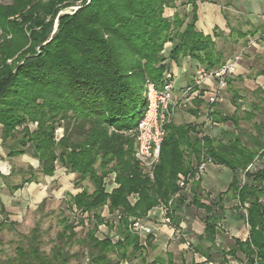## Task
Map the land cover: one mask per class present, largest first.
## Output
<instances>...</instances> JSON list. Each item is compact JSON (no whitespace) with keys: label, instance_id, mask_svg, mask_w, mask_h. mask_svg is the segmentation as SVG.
<instances>
[{"label":"trees","instance_id":"trees-1","mask_svg":"<svg viewBox=\"0 0 264 264\" xmlns=\"http://www.w3.org/2000/svg\"><path fill=\"white\" fill-rule=\"evenodd\" d=\"M180 5L190 6L188 22L177 12L165 15V10L178 7L177 0H0V145L8 158L29 155L37 160L43 176L52 177L63 168L75 175L76 183L93 186L91 193L82 188L65 201L81 216L80 224L89 223L83 238L76 237L73 222L62 219L59 242L46 254L34 227L26 247H17L5 264H68L76 255L66 247L74 243L83 247L85 264H121L141 254L144 246L129 232V219H146L149 211L167 203L179 192L178 175L191 180L196 192L200 178L190 159L199 163L202 154L231 172L228 200L237 201V219L248 227L246 239H235L226 255L234 258L240 252L244 264H264V147L257 137L246 136L244 143L223 131L220 138H212L202 134L201 125L172 122L164 127L152 180L133 160V131L146 108V82L159 88L172 81L167 76L171 63L179 65L185 57L206 68L224 63L215 51L217 34L196 30L197 1ZM69 8L76 9L58 14ZM195 101L187 112L197 118L201 102ZM251 107L244 112L247 120L260 108L257 103ZM211 116L214 124L238 125L236 113ZM255 127L260 135L264 132V124ZM56 129L62 131L57 140ZM256 158L262 166L247 170ZM34 173L29 167L30 176L21 185L34 181ZM112 174L117 187L107 192L104 180ZM185 202L181 194L173 221ZM221 202L218 198L205 205L194 194L188 203L205 212L201 241L213 244L219 234L216 224L224 209L214 206ZM104 209L108 218L101 215ZM100 225L115 228L119 239L97 237ZM151 241L147 236L146 243Z\"/></svg>","mask_w":264,"mask_h":264},{"label":"rangeland","instance_id":"rangeland-1","mask_svg":"<svg viewBox=\"0 0 264 264\" xmlns=\"http://www.w3.org/2000/svg\"><path fill=\"white\" fill-rule=\"evenodd\" d=\"M211 1L215 2L216 0ZM185 2L186 0H177L178 7L176 9L165 10V15L170 16L173 12H177L179 16H185L186 22H188L190 6L180 5ZM75 9L76 8H69L60 11L58 14L67 13ZM238 12L242 13L241 10ZM233 18L239 21H244L245 19L243 15L239 13L233 14ZM235 20L233 19L234 27L236 26ZM56 26L57 19L54 20L52 33H54V31L56 30ZM254 34V36H251L249 39H247V41H245L237 39V36L233 33V41L236 38L238 42V44L233 45V53L229 44L231 41L230 39L223 40V37H219L215 40V49L223 50L222 53L226 58V61L232 59L234 61L237 58V60L235 61V71L236 73H239L237 74V77H239L240 80H234L233 95L235 91L244 94L240 96L241 101L235 100V102H232L228 98V96H223L222 94V101L220 102L222 105V112L226 116L230 117L234 113L235 109H238L236 115L240 118V120L238 121V125L235 127L233 126V123L231 121L220 126L224 127L223 131L237 133L239 138L244 143H247V139L245 136L257 137L264 147V132H262V134L260 135L255 127L258 124H264V95L256 88L259 85V82L263 80L262 78H259V76L260 71L264 69V33L262 32ZM226 35L228 36V33ZM9 62L10 61H8L7 63ZM180 93V90L178 92H173V96L177 98L179 97ZM251 103H257L260 108L256 111L253 118L247 120L244 118L243 113L244 111L251 110ZM187 109H189L188 105L185 107L179 106L177 108L173 119L174 125H181L186 123ZM215 127L216 126L212 124L208 125L206 129L210 130V128ZM6 155V149H0V157L3 160H6L5 164L7 168L4 173L8 174L10 171L21 172V176L14 175L12 177H8V180L11 184L18 185L19 183H22V181L29 178L30 175L28 165L34 167L33 169L36 175L37 161L32 159L29 155L15 157L13 159H7ZM190 163L192 168H195L198 165L197 161L194 159H190ZM261 166V159L256 158L250 170L255 171ZM205 173L208 176L213 175L211 177L214 181L216 177H218L219 180H222L218 189L222 191L226 190L229 182L228 178L226 179L225 176L222 175V173L221 177L217 176L214 168H212L210 164L206 165ZM36 176L37 180L41 182L43 181L40 175ZM45 179L46 180H44L43 183L46 184L45 186L47 188V192L43 204L37 202L33 195H26L29 190V184H24L23 189L20 190L21 196L20 198H18L19 200L17 199L19 209L15 215L16 217L11 218L10 223L7 222L2 228H0V264H5L6 262L12 260L16 255L17 247H26L27 237L30 235V231L34 227H37L40 233L39 239L42 243L41 249L46 254H49L51 247L59 242L56 236L62 231V219H67L69 222H73L74 225H76V237L79 240L85 236L87 229L89 228L88 221L84 220V224H80L79 221L81 216L74 211H70L67 208L65 201L68 199V194H76L80 192L82 188L91 193L93 191L92 184L88 181H84L80 184L76 183L75 175L66 172L62 168H58L52 177ZM112 180L113 174L104 180V185L107 192H109L110 190ZM239 181L240 183L245 181L243 174H240ZM3 191L7 190L3 189ZM220 193L222 192H210L212 198H209L205 194H199L198 201L199 203L203 202L205 204H213L214 202L216 203L218 198L223 195ZM230 195L231 193L227 194L228 197ZM191 198V193L187 194L186 208H188V210L182 216V221L178 222L177 219H175V215L174 221L172 220V226L179 228V234L173 235L171 233L170 239L167 244H165V242L157 248H151L147 243L141 254L137 253L134 257H130L129 260L122 261L121 264H151L155 260L157 261L155 264H167L169 261H171L172 264H244L245 258L240 252H238L234 258H232L230 255H226V252L228 251L227 249L233 244V239H235L233 238V235H235L237 239L244 240L247 237L248 228L245 223H239L238 232L234 234L233 229H231V227H229L225 224V222L222 221L224 219L223 216L221 220L217 222V224L220 225L218 227V229H220L219 233L223 235V237H226V240L221 242L219 247L207 244L210 247L209 250L211 259L207 262H204L202 260L200 255L197 253L196 247L198 244L196 241V231L189 230L188 227L192 226L193 221H196L195 223L199 224L196 219L202 221V218L205 217V214L202 209H194L191 208V204L188 205V203H190L191 201ZM236 204V200H232L225 204L217 203L216 206H214V210L218 209V207L221 206L224 210H229V214H234L233 209ZM241 213L245 214L244 211H242ZM101 215L105 218L109 217L105 209L102 211ZM156 219L159 220V218ZM156 219L154 220L153 218H148L147 216L146 219H143V222L153 228H160L161 224L156 221ZM4 221L5 216L1 215L0 223ZM116 223L117 219L113 220L114 226H116ZM196 226L198 227V225L196 224L193 229L197 230ZM157 231L154 230V233L156 234ZM113 234H115V228L113 230H109L105 225H100L96 233L97 237L101 239L104 237H112ZM140 239L142 243L145 241L143 236H141ZM186 242H189L190 246H187ZM66 249L70 254L76 255V257L72 258L68 264L86 263V258L80 257L82 251H84L83 247H81L80 244L74 243L72 246L66 247Z\"/></svg>","mask_w":264,"mask_h":264},{"label":"crops","instance_id":"crops-1","mask_svg":"<svg viewBox=\"0 0 264 264\" xmlns=\"http://www.w3.org/2000/svg\"><path fill=\"white\" fill-rule=\"evenodd\" d=\"M196 1H197V7H198L197 21L195 23L196 30L203 33L204 35H213L214 33L217 34V37L214 38V41L219 37H223V40L230 39L231 41L229 44L231 46L232 53H233V45L238 44L237 39L247 41V39H249L251 36L255 35L254 33H262V32L264 33V0H216L215 2H213L211 0H196ZM240 10L242 11V13L238 12ZM235 13L242 14L243 17L245 18L244 21L243 20H241V21L235 20V18H233V14H235ZM233 19L235 20V23H236L235 27L233 26ZM227 33H228V36L226 35ZM233 33L237 36V39L235 38L234 41H233ZM169 48H170V45L167 44L166 45V51ZM215 50H216V52H218L219 54L222 55L223 62H226V58L224 57V55L222 53L223 50H219V49H215ZM197 65H200V64L198 62H196L195 60L190 59L189 57L183 58L180 61L179 65L171 63L169 71L167 73V76H169L172 80L174 92H178L185 85L191 83L193 75H194V71H195V68ZM263 70L264 69H262V71H260V76H259V78H262L263 80H261V82H259V85L256 88L259 92H261L264 95V72H263ZM237 74H239V73H236V71H235V73L228 78L227 86H226L225 90L222 92L223 96H228V98L232 102L235 100L241 101L240 96L244 95V94L238 93V91H235V93L233 95L234 80L235 81L240 80L239 77H237L238 76ZM208 86H209V84L207 86H204V87L208 88ZM195 99L199 100L201 102L197 108L199 111L198 117L195 118L194 116H191L187 112L186 113V120H187L186 123L187 124L191 123V124L201 125V127H203V128H201L203 135H208L212 138H220V135L223 132V128H224V127H221L220 125L225 124V123H215V124H213L216 126L215 128H210V130L206 129L207 125L205 122V114L204 113H205V109L207 108L208 104L206 102V99H204L202 97H197V98L194 97L193 99L190 100V102L187 105L189 107H192L194 105V103L196 102ZM211 108H212V112L216 113V116L220 115L221 117H228L222 112V110H221L222 105L220 102L214 104L213 106H211ZM237 110L238 109H235L234 113H236ZM250 111H244V112H250ZM244 118H245V114H244ZM239 120H240V118H239ZM228 122H230V121H228ZM227 132H229V131H227ZM231 133H233L234 135H238L237 133H234V132H231ZM0 142H1V140H0ZM2 148L3 147H1V145H0V149H2ZM6 157H7V155H6ZM16 157H20V156H16ZM13 158H15V157H12V158L7 157V159H13ZM5 161L6 160H3L0 157V205H1L2 210L4 212L2 215H4L5 220H7L10 223L11 218H15L16 217L15 215L18 212V209H19L18 208V206H19V204H18L19 199L18 198H20V196H21L20 190H22L23 186H24V184L23 185H21V184L25 180L22 181V183H19L18 185L17 184H11L8 180V177H12L14 175H20L21 176V172L10 171L8 174L4 173V171L7 168ZM208 164H210L212 166V168H214L217 176L221 177V173H222V175H224L226 179L228 178V182H229L228 185L230 184L232 174L228 169L221 167V166L211 164V163H208ZM28 166L32 167L30 165H28ZM32 168H34V167H32ZM36 169H38V163H37ZM36 175H40L41 179L43 181L46 180L45 178H49L47 176H43L39 172H37ZM36 175H35L34 181L29 182V183H25V184H29V190H28V193H26V195H28V194L33 195L37 202H40V204H43L44 200H45L47 188L45 186L46 184L43 183V181L41 182V181L37 180ZM211 176H213V175H211ZM211 176H208L205 172L202 176H198V175L196 176V177L200 178L199 189L196 192L193 190L192 181L191 180L189 181L188 186H187V190L183 193V196L186 198V202H187V194H189V193H191L192 197L194 194L197 197L199 196V194H205L209 198H212L210 192H212V193L213 192H215V193L216 192H222L220 194H223V195L219 198L222 199L221 203H223V204L232 201V200H228V198L230 197V196L229 197L227 196V194L230 192L226 193L228 187L226 188L225 191L219 190L218 188H219L222 180H219L218 177H216L215 181H214ZM216 183H218V184H216ZM116 187H117V185L112 182L109 192H111ZM3 189L7 190V191H3ZM71 195H75V194H71ZM233 201H235V200H233ZM186 202H185L184 206H182L179 210L175 211V214H174L175 219H177L178 222L182 221V216L188 210V208H186ZM202 204H205V203L202 202ZM205 205H208V203H206ZM191 206H192L191 208L199 209L193 205H191ZM1 207H0V209H1ZM233 212H234V214H229V210L228 211L224 210V215H223L224 219L222 221L225 222L226 225L231 227V229H233V232L235 234L236 232H238L239 223L243 224V222L239 221L237 219V214H236L234 209H233ZM204 214H205V212H204ZM147 216H148V218H153L154 220L156 218H159V220L156 219V221L160 222L158 208H154L151 211H149ZM195 219H196V217H195ZM196 220L199 222V224L195 223L196 221H193L192 226L191 227L187 226V227L189 228V230H195L196 231V234H197L196 241L198 244L196 247L197 253L200 255V257L202 258V260L204 262H207L208 260L211 259L210 250H209L210 247L207 244H210L212 246L215 245V246L219 247L220 243L226 240V237H223V235H221L219 233L216 236L213 244L209 243V242L201 241L200 236L203 234L204 218H202V221H199L198 219H196ZM196 224L198 225V227L196 226L197 230L193 229ZM219 232H220V229H219ZM170 234H171V231L168 228L160 227L156 234L153 233V235H151L152 241H151V244L149 246L151 248L152 247L157 248L158 246H160L161 244H164L165 242H166L165 244H167V242L170 239ZM115 236H118V235L115 233V234H113V236L111 238H113ZM140 237L141 236H139V238ZM143 237H144L145 241L143 243L141 242V244L144 247H146L147 236H143ZM233 238L237 239L235 237V235H233ZM235 239H233V243H234ZM140 241H141V239H140ZM203 246H205V247H203ZM199 247H203V248L199 249ZM156 262L157 261L155 260V263ZM167 264H172V263H171V261H169ZM209 264H211V263H209Z\"/></svg>","mask_w":264,"mask_h":264},{"label":"built area","instance_id":"built-area-1","mask_svg":"<svg viewBox=\"0 0 264 264\" xmlns=\"http://www.w3.org/2000/svg\"><path fill=\"white\" fill-rule=\"evenodd\" d=\"M236 60L237 58L234 61L233 59L226 61L220 66L213 68H206L197 65L191 83L181 88V93L177 98L173 96L174 88L172 81L164 82L159 88H157L152 82H146V108L133 131L135 138L133 160L141 172L149 179H153V168L159 159L160 145L165 135L164 127L173 122L175 112L179 106H187L190 100L194 97H202L206 99L208 106L204 113L205 122L207 126L214 124L212 122L211 106L222 101V92L227 86V80L235 72ZM208 84V88H205L204 86H207ZM60 132V129L55 131L56 140L61 137ZM208 163H210V159L202 154L200 162L195 167L198 176L204 174ZM250 168L251 165L247 170ZM188 183L189 180L182 175H179L177 180L179 192L174 194L167 203L161 204L157 207L159 210L160 227L170 229L173 235L180 233L179 228L172 226V215L175 202L178 197L187 190ZM243 183L244 181L241 182V184ZM116 219H119V215ZM217 226L219 227L220 225L217 224ZM158 229L159 227L153 228L145 224L143 219H129L128 230L134 235L149 236L153 235L154 230L157 231ZM118 239V236L112 238L113 241H117ZM186 245L190 246V243L186 242Z\"/></svg>","mask_w":264,"mask_h":264}]
</instances>
